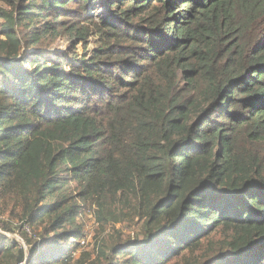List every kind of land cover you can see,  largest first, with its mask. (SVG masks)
I'll return each mask as SVG.
<instances>
[{
    "label": "trees",
    "instance_id": "16d2710c",
    "mask_svg": "<svg viewBox=\"0 0 264 264\" xmlns=\"http://www.w3.org/2000/svg\"><path fill=\"white\" fill-rule=\"evenodd\" d=\"M2 2L0 264H264V0Z\"/></svg>",
    "mask_w": 264,
    "mask_h": 264
},
{
    "label": "rangeland",
    "instance_id": "374dc122",
    "mask_svg": "<svg viewBox=\"0 0 264 264\" xmlns=\"http://www.w3.org/2000/svg\"><path fill=\"white\" fill-rule=\"evenodd\" d=\"M0 8H5V3L0 0ZM106 12V6L104 2L102 4L98 3L95 5V8L91 10L89 13L92 15L95 19H100L104 16ZM30 51H25L24 56L29 54ZM41 56L52 58L56 61L55 56L58 55L59 62H63V66L66 65L67 62H77L80 61L81 57L86 54L90 56V47H88L87 51H84L82 48V45H76L74 48H70L69 44L65 41H58L57 44L54 46L52 50H42L40 52ZM6 222V219L4 217H0V230L4 233V236L10 239H15L19 244L22 245L21 241L18 240V238L21 239L20 233L17 232L18 225L15 224L13 227L14 232L13 233H7L2 229V223ZM80 222L83 223V230H84V243H82V249L92 251L93 247L96 246L99 240H101L106 234H99L97 232L98 230V224L96 223L95 217L90 210H85L82 218L80 219ZM116 229H122L123 227L121 225H117L115 227ZM124 229V228H123ZM125 230V229H124ZM110 232V233H109ZM27 234H29L26 231ZM107 234H112V230H108L106 232ZM30 235V234H29ZM16 236L17 238H15ZM124 236H130V238H134V231L132 230H125ZM80 251L76 253V258L79 256Z\"/></svg>",
    "mask_w": 264,
    "mask_h": 264
},
{
    "label": "built area",
    "instance_id": "2783aa9c",
    "mask_svg": "<svg viewBox=\"0 0 264 264\" xmlns=\"http://www.w3.org/2000/svg\"><path fill=\"white\" fill-rule=\"evenodd\" d=\"M26 231L28 232V229H26ZM0 234L4 235V233H3L1 230H0ZM22 246H23L24 248H26V247L24 246V244H22ZM27 260H28V257H26L25 260H24L23 262L18 263V264H26V263H27Z\"/></svg>",
    "mask_w": 264,
    "mask_h": 264
},
{
    "label": "water",
    "instance_id": "95a60500",
    "mask_svg": "<svg viewBox=\"0 0 264 264\" xmlns=\"http://www.w3.org/2000/svg\"><path fill=\"white\" fill-rule=\"evenodd\" d=\"M15 238H17L16 236H14ZM19 241H21L22 244H24L23 240L18 238ZM25 246V245H24ZM25 249V248H24Z\"/></svg>",
    "mask_w": 264,
    "mask_h": 264
}]
</instances>
